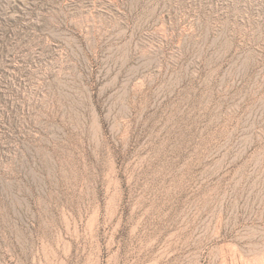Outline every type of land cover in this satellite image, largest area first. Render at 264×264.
<instances>
[{
	"label": "rangeland",
	"instance_id": "obj_1",
	"mask_svg": "<svg viewBox=\"0 0 264 264\" xmlns=\"http://www.w3.org/2000/svg\"><path fill=\"white\" fill-rule=\"evenodd\" d=\"M0 264H264V0H0Z\"/></svg>",
	"mask_w": 264,
	"mask_h": 264
}]
</instances>
